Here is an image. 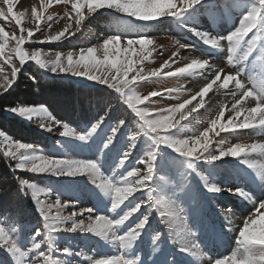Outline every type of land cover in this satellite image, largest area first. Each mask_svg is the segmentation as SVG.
Wrapping results in <instances>:
<instances>
[{
	"label": "snow or ice",
	"instance_id": "1",
	"mask_svg": "<svg viewBox=\"0 0 264 264\" xmlns=\"http://www.w3.org/2000/svg\"><path fill=\"white\" fill-rule=\"evenodd\" d=\"M0 2V20L14 22L19 33L0 23V97L10 95L33 65L53 78L76 77L96 87L90 99L94 114L80 131L57 119L45 103L0 107L6 114L38 122L46 133L62 129L60 137L72 138L59 142L61 155H45L37 144L0 130V157L9 161L13 174H31L30 178L14 175L16 190L39 217L36 226L26 219L29 208L20 200H0V218H4L0 219V264H185V257L195 258L189 264L204 260L207 264H264V199L259 198L264 196V143L225 147L223 140L215 139L221 133L235 135L242 130L264 134V82L258 84L255 76L264 77V65L252 66L264 57V0H39L30 11H16L17 0ZM53 4L64 6L63 15L45 16ZM237 8L238 24L224 33L212 34L196 26L204 11L220 20ZM105 12L115 18V33L101 43L78 51H57L54 56L42 48H25L75 36L73 23L80 27L89 15ZM26 20L31 27H25ZM61 21H65L62 30L53 33V24ZM165 22L198 38L209 57L226 53V62L234 70L226 72L210 58H192L174 68L187 59L180 50L189 48L177 42L169 60L146 71L145 62L155 49L149 47L154 40L144 30ZM37 32L43 39H34ZM205 73L210 79L195 95L170 107L153 109L151 105L156 103L154 98L166 99L178 89L153 90L147 95L139 91L146 82ZM30 79L36 82L35 76ZM214 86L231 97L230 105L224 103L202 131L183 135L186 125L182 122L205 108V97ZM214 143L219 147H212ZM73 153L93 156L74 158ZM229 158H236L235 163ZM104 168L110 175H105ZM225 169L229 174L217 183ZM53 177L90 182L93 207L64 215V209H74L79 201L62 203L67 181L53 183ZM78 177L84 180L72 179ZM40 180L46 187L40 186ZM222 193L247 201L254 211L238 229L235 250L213 257L208 252L233 230V209L215 203ZM53 194L54 201L48 202ZM213 208L217 210L212 212ZM178 220L184 222L179 239L174 237ZM158 225H166L168 231ZM75 233L98 238L109 251L93 247V254H87L70 241L61 248V234ZM165 243L175 251L164 248Z\"/></svg>",
	"mask_w": 264,
	"mask_h": 264
},
{
	"label": "rangeland",
	"instance_id": "2",
	"mask_svg": "<svg viewBox=\"0 0 264 264\" xmlns=\"http://www.w3.org/2000/svg\"><path fill=\"white\" fill-rule=\"evenodd\" d=\"M218 3H223V0H218ZM39 0H17L16 11H22L28 9L30 11L33 5H38ZM0 6L2 2H0ZM64 6L53 4L51 8L47 10L45 16H60L63 15ZM218 11V9H217ZM86 15L87 11L85 10ZM107 18V20L96 26L95 22L100 18ZM239 9H233L231 14L227 17H224L220 20L212 19L209 11H204L197 17L196 26L201 30L210 31L212 34L224 33L238 24L239 20ZM0 23H4V26L7 30H15L18 33V27L13 23H6L0 20ZM65 21H61L58 24H53L52 32L62 30ZM115 18L110 16L107 12L104 14H91L83 22V25L77 27L73 23V29L76 33L75 36H72L68 39H63L60 42H50L43 44H26L25 48L28 50H33L35 48H42L45 51L51 52L54 56L55 52H64L68 51H78L82 47L94 46L102 42V39L107 35L115 33L114 29ZM93 24V25H92ZM27 20L25 22V27H31ZM43 27V25H42ZM224 27L226 30H224ZM220 28V29H219ZM223 28V31L221 30ZM213 30V31H212ZM216 30V31H215ZM46 31V30H45ZM187 31L182 30L177 27L175 23L165 22V23H153L151 27H148L144 30V34L149 36L154 40V44L149 47L155 49L152 52L149 61L145 62L146 71L151 68H159L166 60H169L172 57L173 52L176 51L178 43L189 45L187 49H181V57H186L187 59H181L173 67L183 66L184 63L190 62L192 58H210L211 62L217 66H221L224 70L233 71V67L226 62V53H220L218 55L208 56L207 52L203 47H201V42L193 35H185ZM189 33V32H188ZM19 34V33H18ZM47 34V32H46ZM34 39H43L39 32L36 33ZM187 53V55H183ZM261 65H264V57H261L259 60H254L252 66L255 68H260ZM28 67V65H26ZM35 76L36 82L34 83L30 77ZM257 83L264 82V77L260 74H255ZM200 77V76H199ZM210 77V75H209ZM191 78H194L191 77ZM186 77L182 78H167L160 81L146 82L140 89L142 95H147L153 90H164L168 88L178 89V92H174L170 97L166 99L154 98L156 103L152 104L153 109L156 108H166L172 105H175L179 102H182L184 99L190 98L192 95H195L199 89L208 82L203 81L202 86H199V89H187L185 87ZM70 86L69 88L66 86ZM96 92V87L92 86L87 81H82L76 77H64V78H53L51 74L44 73L42 70H39L37 66H31L28 69V72H25L20 77L18 84L14 86V89L11 91L10 95H5L0 97L1 100L4 98V105H23L28 106L32 104L45 103L49 107V110L52 111L53 115L57 119H62L65 123H69L70 127L76 128L78 131L81 130V127L87 120L94 114V109L90 108V99L91 96ZM218 96V93L217 95ZM211 101V100H210ZM209 101V103H210ZM208 102V101H207ZM228 103L230 105L231 98L230 96H222L220 102L215 105V108H205L198 109L197 112L193 113L192 116L188 118L187 121L182 123L186 125L184 132L182 133L185 136L193 135L199 131H202L206 126V123L209 119L214 118L216 112L224 104ZM251 101H249V104ZM196 104V101H193V105ZM2 105V103H1ZM0 105V107H2ZM189 107H192L191 105ZM227 117V113H226ZM0 130H5L8 134L12 135L16 139H20L23 142H29L37 144L40 148L44 149L45 155H61L59 152L60 143L64 140H71L72 138H64L59 136V131L62 129L54 130L52 133H46L38 128V122H28L26 120L20 119L19 117L12 116L9 114L0 111ZM216 140H223L224 146L234 143H264V134H257L253 130H242L239 134L231 133H221L220 137H216ZM212 147H219L217 144H213ZM74 158H92V153H73ZM259 159L258 157H254ZM235 163L236 158H229ZM131 163V161L126 162ZM105 172V175H110V172L107 168L102 169ZM123 171V169H121ZM207 174V173H205ZM229 174V170L225 169L221 171L217 177V183H219L225 176ZM14 175L22 178H30L31 174L26 172H16L13 174L9 171V161L0 157V200L12 199L15 198L21 201L23 207L29 208V215L26 219L30 220L36 226H39V217L31 212V203L27 198L20 197L19 193L16 190V180ZM52 182L55 183L57 180L67 181L65 184L67 193L61 196L62 203L65 201H79L76 203L75 208L64 209L63 214L69 215L71 211H79L82 208L93 207L95 201L91 196L89 189L93 187L90 182L87 184L80 183L76 181L69 180L68 178H51ZM77 181H83L84 178H72ZM193 182L196 183V178L193 177ZM41 187H46V182L43 180L38 181ZM228 194V195H227ZM259 195L258 193H254ZM230 193L220 194L221 198L216 200L215 203L220 206V208L231 207L235 213L232 217V231L224 234L222 240L213 247L211 252H208L207 248H203L204 252H208L209 255L213 257H223L225 255H230L232 251L235 250L236 244L235 239L238 235V229L242 226L243 219L247 218L254 211L253 206L247 201H242L238 199V206L234 207L228 197ZM233 196V195H231ZM227 197V198H226ZM44 198V197H42ZM260 199H264V196H259ZM55 199V194L48 198V202H53ZM222 199V201H221ZM217 209H211L212 212H215ZM239 210V211H238ZM53 209V213H55ZM103 214H109L104 212ZM87 213H85V216ZM179 215L183 216L184 213ZM240 216V218H239ZM83 218V217H77ZM4 219V218H0ZM236 219V220H235ZM5 223H9L7 220ZM219 223V221H214ZM183 221H177L174 230V237L179 239L180 235H183L181 229L183 227ZM188 227H191V221H187ZM161 231L167 232L166 225H158ZM179 233V235H176ZM62 238L59 241V245L62 248L69 241L73 244L74 247L84 249L87 254H93L92 248H100L104 252H108V249L103 248L102 242H98V238L92 237L88 239L85 234L75 233V234H61ZM164 248L175 251L174 247H170L167 243L163 245ZM96 258H99V253L96 254ZM190 259L185 257V264H189ZM198 264H207V261L198 262Z\"/></svg>",
	"mask_w": 264,
	"mask_h": 264
},
{
	"label": "bare ground",
	"instance_id": "3",
	"mask_svg": "<svg viewBox=\"0 0 264 264\" xmlns=\"http://www.w3.org/2000/svg\"><path fill=\"white\" fill-rule=\"evenodd\" d=\"M107 20V18H100V19H98V21H96L95 22V25L96 26H99V25H101V24H103L105 21ZM93 25V24H92ZM220 29V28H219ZM222 31H223V28L221 29ZM224 30H226V28L224 27ZM213 31V30H212ZM216 31V30H215ZM210 32V31H209ZM185 35H187V36H190V35H192L191 33H188V32H186V34ZM183 55H187V53H183ZM186 63H188V62H186ZM186 63H184L183 64V66L186 64ZM209 73H205L204 75H195L194 76V78H187L186 77V79H185V81H186V85H185V87L187 88V89H191V88H193V89H199L198 87L199 86H202L203 85V83H202V80L203 81H207L208 79H210V77H209ZM200 76V77H199ZM217 93H218V96H216L217 95ZM225 94H224V90L223 89H220L219 91H217L216 90V88H215V86H214V88H213V90L208 94V96L207 97H205V101H206V109L207 108H215L214 106L215 105H217L219 102H220V98L222 97V96H224ZM231 98V97H230ZM211 100V101H210ZM208 101V102H207ZM209 101H210V103H209ZM228 195V194H227ZM227 198V197H226ZM221 201H222V199H221ZM228 201H230L231 202V204L234 206V207H237L238 206V199H237V197H235V196H231V195H229V197H228ZM245 202V201H244ZM246 203V202H245ZM239 211V210H238ZM239 218H240V216H239ZM236 220V219H235Z\"/></svg>",
	"mask_w": 264,
	"mask_h": 264
},
{
	"label": "trees",
	"instance_id": "4",
	"mask_svg": "<svg viewBox=\"0 0 264 264\" xmlns=\"http://www.w3.org/2000/svg\"><path fill=\"white\" fill-rule=\"evenodd\" d=\"M66 87H68V88H69L70 86H68V85H67ZM2 101L4 102V98H3L2 100H1V98H0V105H1V103H2V105H1V106H4V103H3Z\"/></svg>",
	"mask_w": 264,
	"mask_h": 264
}]
</instances>
